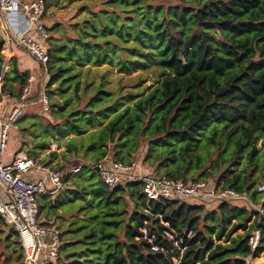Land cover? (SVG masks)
Returning a JSON list of instances; mask_svg holds the SVG:
<instances>
[{"label":"trees","instance_id":"1","mask_svg":"<svg viewBox=\"0 0 264 264\" xmlns=\"http://www.w3.org/2000/svg\"><path fill=\"white\" fill-rule=\"evenodd\" d=\"M68 1L80 5L78 20L45 23L43 93L60 122L43 129L41 147L64 139L61 172L81 170L71 190L35 200L64 225L54 264H249L264 255V218L248 203L264 208V0ZM60 30L72 36L53 39ZM3 43L0 96L17 99L31 75L16 57L3 72ZM83 67L95 69V84L81 80ZM132 72L153 83L124 94ZM71 87L61 105L52 98ZM141 148V166L158 176L211 181L247 199L147 201L137 184L110 189L89 169L134 163ZM7 253L21 259L18 235L0 216V264H10Z\"/></svg>","mask_w":264,"mask_h":264},{"label":"built area","instance_id":"2","mask_svg":"<svg viewBox=\"0 0 264 264\" xmlns=\"http://www.w3.org/2000/svg\"><path fill=\"white\" fill-rule=\"evenodd\" d=\"M46 12L45 0H0V36L8 58L11 46L26 52L42 70L49 60L45 42L50 38L43 21ZM44 74V72H43ZM33 76L28 79L19 98L0 96V156L7 150L9 132L17 129V122L23 116L34 88ZM36 93V92H35ZM34 93V94H35ZM37 102L42 112L49 111L47 98L42 89L37 93ZM1 158V157H0ZM110 189L126 183L137 184L147 201H196L211 204L220 201L245 200L246 197L232 189L216 186L211 181L183 182L165 176L145 173L136 169L135 163L122 164L112 161L89 166ZM81 166H74L66 173L58 172L45 164H38L17 152L11 162L4 164L0 160V216L18 235L21 248V264H54L58 254L60 230L52 224L38 222L36 198L40 195L55 197L64 186L66 174H77ZM38 173V178L31 175ZM263 192V185L257 187ZM250 204V202H249ZM264 218V208H254ZM172 238L171 236H169ZM49 239L50 242H46ZM259 239L258 231L253 233L249 243L254 249Z\"/></svg>","mask_w":264,"mask_h":264},{"label":"rangeland","instance_id":"3","mask_svg":"<svg viewBox=\"0 0 264 264\" xmlns=\"http://www.w3.org/2000/svg\"><path fill=\"white\" fill-rule=\"evenodd\" d=\"M46 2V12L43 18L44 23L46 25L51 26L53 24H60L62 27L68 25L69 23H73L75 20H78L81 17V14L78 13L79 9V4H77L75 1L70 2L68 0H45ZM51 36L55 40H60L62 38H66L68 36H72L70 32L65 33L64 31L60 30L57 33H52ZM50 46V42L48 43ZM12 56V53H11ZM10 59L6 56V59L3 64V72L8 70V65L10 63ZM32 60L30 59H25V63H31ZM33 63V62H32ZM20 68V67H19ZM36 68V67H35ZM86 67H83L81 70V80L84 79V77H87V80H94V84L97 82V77L95 74V69L93 67H90L88 73H86ZM38 72V77H40V69ZM32 73L36 74L37 71L34 70ZM31 74V73H30ZM138 72H132L130 75L124 76V86L125 89L122 91L125 94V91L129 88L134 90V93L136 91H141L143 88L146 86H150L153 83L152 77H144L145 74H141L142 81L137 82L135 77L137 76ZM109 78L114 82L115 80V73L112 71L109 75ZM48 82V78L45 76L42 84H43V92L47 93V88L46 84ZM138 85V86H137ZM82 86V85H81ZM137 86V87H136ZM71 89L67 92L62 94V96L58 95H52V98L56 100L57 102H62V97L67 96L71 93ZM36 94V93H35ZM33 94V95H35ZM87 100V98H86ZM61 105V103H60ZM57 107V106H56ZM53 110L52 107L50 106V111L46 112V114H43L41 112V107L39 104H35L33 106H26L25 112L23 114V117L21 118L20 122L17 124V130L11 129V131H14V133L11 136L10 141L8 142V150H6V155H9L11 152V149L13 147H17V150H20L18 152L27 154V149L33 153V156H29V158L38 163V164H45L46 166H49L50 168L55 169L58 172H61L62 170L65 169V160L64 157L62 156L64 148H63V142L64 139H56V138H48L50 140L49 143V149H43L41 147V144L43 143V139L45 137H49V134L46 135V133L43 132V129L49 125H56L60 121L56 118L53 117ZM33 126H36L38 130V137H34V132H33ZM19 144H18V143ZM44 144V143H43ZM144 148L140 149V152H138L137 155L134 157V163L138 166V164L141 165V155L143 154ZM54 153L55 155L52 156L51 154ZM70 160L73 161V157L70 158ZM140 161V163H139ZM73 165L78 166L77 163H73ZM146 172H145V171ZM136 171L145 174V173H150V174H155L154 172H151V170L144 169L143 167L140 168L138 166V169ZM79 178V173L70 175L68 179L66 180V184H64V188L62 189V192L65 190H71V184L77 181ZM258 185H263L264 187V180H259ZM263 197H264V191L262 192ZM38 200L41 201H52L55 199V197H48V196H38ZM249 203V202H248ZM260 204L256 206H252V204H249L251 209L257 208ZM47 213V210H42L41 213L38 212V222L46 224V222L54 221L52 225L56 226L59 228L61 231L63 230L64 225H61L59 222H57V214L53 215H45ZM65 216L66 215H62ZM46 242H50L49 239L46 240ZM10 254V253H7ZM18 253L17 254H10V259L9 262L10 264H19L20 263V258H18ZM18 258V259H17ZM249 264H264V255H262L260 258L257 259H251L248 260Z\"/></svg>","mask_w":264,"mask_h":264},{"label":"crops","instance_id":"4","mask_svg":"<svg viewBox=\"0 0 264 264\" xmlns=\"http://www.w3.org/2000/svg\"><path fill=\"white\" fill-rule=\"evenodd\" d=\"M11 53H12V56L10 57V58H12V57H16V58H18L19 59V61L21 62V67L24 69V70H29L30 71V75L31 76H33L34 78H35V81L32 83V87L34 88V91H33V94L36 92V93H38L39 92V90H40V87H43V84H42V82H43V80H44V74H43V70H42V68L39 66V65H37L35 62H34V60L26 53V52H24L23 50H21V49H18L17 47H15V46H11ZM25 59H30V60H32V62L29 64V63H25ZM36 67V68H35ZM37 69H40L41 70V72H40V77H38L37 75H38V71L39 70H37ZM34 70H36L37 71V73L36 74H34V73H32V71H34ZM43 90V89H42ZM32 94V95H33ZM37 99V98H36ZM35 99V100H36ZM31 101H33V100H31ZM34 104H38V103H34ZM28 105H32V104H28ZM14 133V131H11L10 130V132H9V140H8V142L10 141V139H11V136H12V134ZM18 143V142H17ZM19 144V143H18ZM7 150H8V143H7ZM19 150H17V147H13L12 149H11V152L9 153V155H6L5 156V154H6V152L2 155V156H0L1 158H0V160L4 163V164H6V163H9V162H11L12 161V159H13V156H14V154L15 153H17ZM108 162H110V161H108ZM140 168H142V166L141 165H138ZM144 168V167H143ZM144 169H146L147 171H148V169L147 168H144ZM145 171V170H144ZM146 172V171H145ZM31 177L32 178H38L39 177V174L38 173H34L33 175H31Z\"/></svg>","mask_w":264,"mask_h":264},{"label":"water","instance_id":"5","mask_svg":"<svg viewBox=\"0 0 264 264\" xmlns=\"http://www.w3.org/2000/svg\"><path fill=\"white\" fill-rule=\"evenodd\" d=\"M35 103L37 102V100L34 101Z\"/></svg>","mask_w":264,"mask_h":264}]
</instances>
